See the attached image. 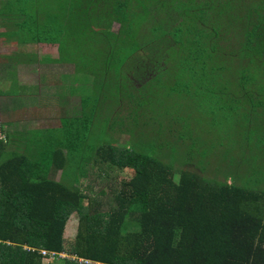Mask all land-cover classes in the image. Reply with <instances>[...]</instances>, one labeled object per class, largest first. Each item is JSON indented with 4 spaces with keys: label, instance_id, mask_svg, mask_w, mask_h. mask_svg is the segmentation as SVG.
Masks as SVG:
<instances>
[{
    "label": "trees",
    "instance_id": "trees-1",
    "mask_svg": "<svg viewBox=\"0 0 264 264\" xmlns=\"http://www.w3.org/2000/svg\"><path fill=\"white\" fill-rule=\"evenodd\" d=\"M46 16L47 24L64 28L62 61L74 60L75 74L95 67L88 74L96 83L102 71L106 78L129 70L133 79L132 58L145 60L137 73H152L168 59V47L187 46L195 58L216 41L232 42L251 56L244 68L264 73V0H46ZM82 22L97 28L91 32L99 40L85 38L86 27L77 35ZM103 25L107 34L97 31ZM131 38L145 45L134 51ZM118 47L133 54L121 57ZM92 129L59 133L50 159L42 143L3 157L0 138V264H264V191L210 180L192 165L177 179L164 162L117 146L90 148L87 158ZM92 161L131 173L113 193L116 206L103 208L78 184Z\"/></svg>",
    "mask_w": 264,
    "mask_h": 264
},
{
    "label": "rangeland",
    "instance_id": "rangeland-1",
    "mask_svg": "<svg viewBox=\"0 0 264 264\" xmlns=\"http://www.w3.org/2000/svg\"><path fill=\"white\" fill-rule=\"evenodd\" d=\"M35 11L34 8L30 13ZM92 15L100 17L98 9ZM74 27L79 33L77 35H82L79 28L86 27L83 31L85 38L99 40L91 32V28H97L89 22ZM104 28L106 26L103 25L97 31L107 34ZM118 29L119 25L115 24L113 30ZM4 34L12 37L10 26L0 32V35ZM139 34L147 40L154 38L145 29ZM130 41L134 51L145 45L141 41L137 43L134 38ZM118 48L121 57L133 54L129 49ZM234 48L237 46L232 42L216 41L210 43L206 56L199 52L192 58L187 46L184 50L168 47L169 57L165 62L158 60L156 72L148 73L142 69L137 73L140 62L145 60L134 62L132 58L127 67L135 70L133 79L128 77L129 70L119 71V77L106 78L102 71L97 83L92 77L90 86L87 83L78 86L75 90L89 96L85 97L84 110L93 128L90 146L84 147L89 146L85 156L89 158L90 148L95 149L99 145L117 146L120 150L144 153L164 162L176 171L177 179L181 170L192 165L210 180H227L229 184L264 191V73L249 65L244 68L245 61H250L251 56H243L241 49ZM7 49L12 51L8 47L1 48L0 44L3 54L10 52ZM192 49L195 51L194 47ZM36 50L38 55H44L42 50ZM59 55L62 56L60 52ZM64 55L71 56L67 50ZM49 60L44 57L42 61ZM103 60L106 61L105 58ZM110 62L119 63L120 58H112ZM37 68L39 65L34 66L35 70ZM94 68L90 67L85 73ZM115 68L119 70L120 66ZM34 69H30L31 74L27 73L25 83L28 86L26 93L31 98H34L32 88L38 84L32 73ZM103 84L107 95L100 93ZM119 88L122 93L116 94ZM20 89L12 80L0 83L1 93H19ZM67 91L69 95V89ZM69 113H73V117L79 115L77 108ZM0 136L3 135L0 133ZM192 166L188 169L195 170ZM84 170L91 173L89 177L81 178L78 184L82 189L87 187L84 190L87 196H92L103 208L116 206L114 191L121 189L124 182L132 178L130 172L101 162L92 161ZM73 174L77 175L78 171Z\"/></svg>",
    "mask_w": 264,
    "mask_h": 264
},
{
    "label": "crops",
    "instance_id": "crops-1",
    "mask_svg": "<svg viewBox=\"0 0 264 264\" xmlns=\"http://www.w3.org/2000/svg\"><path fill=\"white\" fill-rule=\"evenodd\" d=\"M34 8L35 13H30ZM54 25L47 24L46 0H0V32L7 26L13 31L11 38L0 35L1 48L12 49L6 54L0 51V83L12 80L21 88L19 93L0 92V123L7 147L3 157L11 152L23 155L28 146L36 148L42 143V151L50 159L59 144V133L62 136L65 130L77 127L91 129L84 110V100L89 96L75 89L85 83L90 86L93 78L82 72L75 74L74 60L62 61L65 58L59 55V49L65 39L64 28ZM36 49L44 55H38ZM44 57L50 58L49 62H43ZM35 65H39L37 70ZM30 69L35 70L32 73L38 81L32 88L34 98L26 93L25 86ZM75 108L79 115L73 117L69 112Z\"/></svg>",
    "mask_w": 264,
    "mask_h": 264
},
{
    "label": "built area",
    "instance_id": "built-area-1",
    "mask_svg": "<svg viewBox=\"0 0 264 264\" xmlns=\"http://www.w3.org/2000/svg\"><path fill=\"white\" fill-rule=\"evenodd\" d=\"M0 138H2V136H0ZM41 254L44 255V256H49V258H50L51 260H52V259L54 258V256H55V253H53V252L48 253V252H46V251H44V250L41 251ZM60 256H62V255H60ZM79 262H80V263H86V262H89V261H85V260L79 259ZM97 264H99V263L97 262Z\"/></svg>",
    "mask_w": 264,
    "mask_h": 264
}]
</instances>
